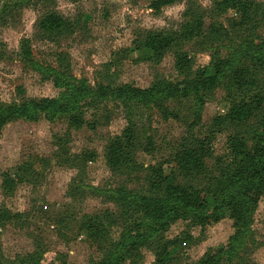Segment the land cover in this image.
Instances as JSON below:
<instances>
[{
    "label": "rangeland",
    "instance_id": "1",
    "mask_svg": "<svg viewBox=\"0 0 264 264\" xmlns=\"http://www.w3.org/2000/svg\"><path fill=\"white\" fill-rule=\"evenodd\" d=\"M156 1L0 0V105L56 99L62 92L23 59L25 40L43 67H69L92 85L148 89L159 81L178 83L237 55L253 70L246 48L264 45V0H247L253 5L246 21L235 10L220 8L223 0H182L160 12L152 9ZM49 17L61 19L62 29L45 32L42 23ZM152 34L170 36L173 46L154 58L143 53L141 46ZM183 55L194 62L190 70L176 66ZM257 77L256 92L264 97V71ZM230 108L223 86L207 103L194 135L205 138L213 121ZM130 117L139 135V169L115 171L107 163V150L129 126ZM194 121V100L185 99L166 102L162 111L157 106L89 101L74 120L10 123L0 134V264H17L39 252L52 260L62 256L68 264L100 262L141 218L117 203L113 192L146 194L153 168L177 171L176 155ZM231 134L228 130L214 139L207 174L189 183L206 188L217 175L218 161L230 155ZM7 175L15 180L9 191ZM91 220L100 235L86 232ZM253 224L254 236L242 254L245 263L234 264H264V197ZM187 231V223L179 221L165 239H181ZM190 232L194 242L183 243L168 264H196L211 248L228 245L236 229L226 214L220 223ZM138 260L157 264L156 253L147 247Z\"/></svg>",
    "mask_w": 264,
    "mask_h": 264
},
{
    "label": "trees",
    "instance_id": "2",
    "mask_svg": "<svg viewBox=\"0 0 264 264\" xmlns=\"http://www.w3.org/2000/svg\"><path fill=\"white\" fill-rule=\"evenodd\" d=\"M180 1L159 0L154 2L152 9L160 12ZM252 5L247 0H223L219 7L237 11L241 20L246 21ZM197 25L196 28L200 30L202 23ZM62 26V20L54 17L46 18L42 23L45 32L60 30ZM173 44L170 36L152 34L141 46V51L154 58L163 55ZM246 53L252 57L253 70L244 66L241 56L237 55L219 59L211 67L200 69L193 79L187 78L178 83L164 80L148 89H141L131 85H92L86 79L75 77L69 67L61 70L45 68L34 59L30 40H25L22 46L23 59L34 70L53 80L62 92L56 99L1 104L0 134L6 126L17 120L55 121L64 117L74 120L82 111L83 103L89 101H115L127 108L157 106L162 111L166 102L193 99L195 121L190 126L192 130L202 124V115L214 92L224 86L231 106L228 114L213 121L205 138L197 137L191 131L176 155L177 171L168 173L163 168H153L146 194L137 195L123 189L113 192L117 203L133 208L141 218L96 264H138L144 247L156 253L157 264H168V260L176 256L183 243L194 242L191 230H204L216 225L226 214L231 215L236 233L228 245L211 248L196 264L245 263L242 254L254 236V215L259 201L264 197V97L256 92L259 84L257 72L264 71V45H251L246 48ZM193 64L189 55H183L177 59L176 66L181 71H187ZM164 113L167 114V111ZM135 124V118L130 117L129 126L123 134L111 142L106 160L112 170L139 169L135 155L141 147ZM228 130L232 131L229 137L230 155L218 161L217 175L205 189L189 183L190 180L205 177L208 172L207 161L213 157L214 139ZM179 178L186 184H181ZM19 179L24 181L21 176ZM14 181L6 176V191L11 190ZM179 221L187 223L188 231L181 239L167 241L165 235ZM85 225L90 235L102 233L92 220ZM46 256V253L39 252L17 264H68L62 256L53 260Z\"/></svg>",
    "mask_w": 264,
    "mask_h": 264
}]
</instances>
